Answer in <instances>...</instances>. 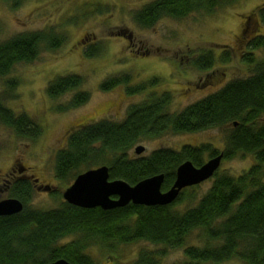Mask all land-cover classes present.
<instances>
[{
	"label": "trees",
	"instance_id": "obj_1",
	"mask_svg": "<svg viewBox=\"0 0 264 264\" xmlns=\"http://www.w3.org/2000/svg\"><path fill=\"white\" fill-rule=\"evenodd\" d=\"M12 8L24 0H7ZM237 0H153L135 11L134 19L149 28L159 19H181L194 12L213 13L219 7L231 6ZM264 24V5L259 9ZM66 38L55 31H22L0 40V76L10 74L20 62H32L43 50H54ZM100 44L86 49L87 56L97 55ZM247 51L242 60L252 66V74L231 79L216 92L171 112L169 91H150L141 102L131 105L121 121L101 119L84 123L68 134L66 146L55 154V174L71 180L80 172L101 165L109 167L110 179H122L131 185L147 177L164 174L162 190L173 184L177 167L186 160L196 166L204 163L206 153H219L223 159L251 154L255 163L235 176L215 172L208 191L194 206L185 210L174 208L184 189L169 205L145 206L128 203L105 210L83 208L67 201L51 209H35L28 205L34 185L28 178L11 181L9 196L23 202L16 214L0 216V264H50L64 258L71 264H99L87 252L92 244L108 241H147L160 249H142L131 264H164L169 249L181 248L187 237L200 231V245L185 246V260L172 264H222L230 260L242 264H264V32L246 36ZM198 54V55H197ZM188 58L199 71H209L217 63L226 65L232 53L224 48L220 54L213 49L201 50ZM132 74L107 77L100 88L110 90L125 86L126 93L137 94L162 80L131 84ZM83 77L74 72L59 74L48 81L47 95L56 99L73 93L59 111L76 108L88 102L90 93L82 90ZM16 78L5 80L0 93V122L22 138H37L42 126L26 112H15L4 98L15 96ZM154 87V86H153ZM225 127V146L218 150L211 144L184 145L179 150L161 147L148 155L131 156L133 146L142 139L155 138L164 132H198ZM26 168V167H25ZM66 239H70L67 240Z\"/></svg>",
	"mask_w": 264,
	"mask_h": 264
},
{
	"label": "rangeland",
	"instance_id": "obj_2",
	"mask_svg": "<svg viewBox=\"0 0 264 264\" xmlns=\"http://www.w3.org/2000/svg\"><path fill=\"white\" fill-rule=\"evenodd\" d=\"M151 1L24 0L12 8L7 0H0V40L33 30H52L66 38L59 48L43 50L32 62L17 63L10 74L0 76L1 94L6 79L18 80L15 96L4 98L6 105L15 112H26L43 129L37 138H22L0 122V200L10 198V183L5 179L15 168L22 170L21 174L33 182L34 191L28 202L31 208L59 207L65 201L63 192L75 178L56 177L55 154L66 146L68 134L79 125L105 118L121 121L128 108L143 101L150 91L158 94L169 91L172 100L168 110L180 111L216 92L231 79L252 74L253 65L244 62L242 55L247 51L246 36L264 32L258 14L264 0H237L213 13L194 12L181 19L164 17L146 28L136 23L134 14ZM98 43V54L87 56V47ZM224 48L232 53V60L226 65L217 63L209 71H199L190 64V55L205 49L220 54ZM254 53L258 58L264 57L262 50ZM70 72L83 77L81 89L87 90L90 98L81 106L59 111L56 107L65 104L73 93L52 99L47 95L46 86L54 76ZM121 73L132 74L131 84L145 82L153 76H158L162 82L137 94L126 93L123 85L110 90L100 88L104 79ZM225 133V127L198 132H164L155 138L138 141L130 155H148L161 147L179 150L184 145L202 144L223 150ZM138 145L145 147L141 154L135 152ZM208 158L206 153L204 161ZM254 163L251 154H239L223 159L218 171L238 176ZM212 182L209 178L187 188L174 208L185 210L194 206ZM200 242V231H193L184 246L166 251L163 263L184 261V247L200 245ZM142 249L157 250L160 245L143 240L108 241L92 244L86 252L99 264H131ZM222 264L242 262L230 260Z\"/></svg>",
	"mask_w": 264,
	"mask_h": 264
},
{
	"label": "water",
	"instance_id": "obj_3",
	"mask_svg": "<svg viewBox=\"0 0 264 264\" xmlns=\"http://www.w3.org/2000/svg\"><path fill=\"white\" fill-rule=\"evenodd\" d=\"M145 150L143 145L135 148L136 154ZM223 154L219 153L208 158L200 166L190 160L181 163L176 170V177L166 190H162L164 174H157L140 180L134 185L122 179H110L109 167L101 165L78 174L63 192L68 203L83 207H100L105 210L122 207L128 203L145 206L169 205L188 187L199 185L211 178L219 169ZM264 169V163H263ZM24 205L18 198L10 197L0 200V216L19 213ZM50 264H71L61 258Z\"/></svg>",
	"mask_w": 264,
	"mask_h": 264
},
{
	"label": "flooded vegetation",
	"instance_id": "obj_4",
	"mask_svg": "<svg viewBox=\"0 0 264 264\" xmlns=\"http://www.w3.org/2000/svg\"><path fill=\"white\" fill-rule=\"evenodd\" d=\"M131 36H132L131 34L128 35L129 40H131ZM21 172H22V170H18V169L14 168L13 171L7 176V179H5V180H7L11 186V181H13L14 179L20 178V177L24 178L26 176L25 174L22 175Z\"/></svg>",
	"mask_w": 264,
	"mask_h": 264
}]
</instances>
